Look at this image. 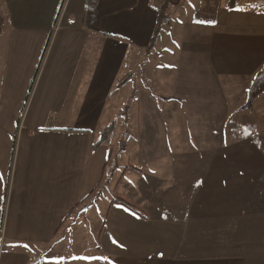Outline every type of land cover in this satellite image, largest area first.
Segmentation results:
<instances>
[{
  "label": "crops",
  "instance_id": "obj_1",
  "mask_svg": "<svg viewBox=\"0 0 264 264\" xmlns=\"http://www.w3.org/2000/svg\"><path fill=\"white\" fill-rule=\"evenodd\" d=\"M94 1L89 19L85 0H0V264H264L248 257L264 251V145L243 131L234 153L251 146L259 159L216 172L211 150L197 162L195 135L191 147L180 138V107L193 131L213 100L224 119L229 106L239 121L252 114L229 105L228 85L249 84L264 61V3L207 0L187 14L181 0L151 42L153 0ZM229 42L257 52L230 66ZM248 111L264 113V93Z\"/></svg>",
  "mask_w": 264,
  "mask_h": 264
},
{
  "label": "rangeland",
  "instance_id": "obj_2",
  "mask_svg": "<svg viewBox=\"0 0 264 264\" xmlns=\"http://www.w3.org/2000/svg\"><path fill=\"white\" fill-rule=\"evenodd\" d=\"M155 4H161L162 0H153ZM206 1L207 0H186V13L188 14L191 11V8L193 7H199V4L203 3L202 7L206 6ZM223 6V5H222ZM234 13L236 11H240V9H236L233 10ZM195 15H198L200 13V11H195L193 12ZM5 14V13H3ZM247 18L249 17V15L247 14L246 16ZM1 19L4 20L3 17H0ZM2 23L0 22V28H1ZM169 24H167L168 26ZM231 24H229L230 26ZM166 24H164V22L161 24V29L160 32H163L166 29ZM232 27V26H230ZM250 24L246 25V28H249ZM244 29V27H242ZM250 32V30H248ZM246 37V36H245ZM248 38V37H246ZM189 48L191 49H196L198 50L202 45L204 46V44L201 43H195L194 41L188 42L186 43ZM234 43H227L224 46L223 52L225 54V56L228 59L229 65L230 66H236L235 61H237L239 58V53L243 50H250L253 49L257 52L256 48L251 47V45H247L244 43H240L237 45H233ZM264 46V45H263ZM263 46L261 47V51L263 49ZM263 54L261 52H259V57L260 55ZM259 59V58H258ZM264 62V61H263ZM255 64V63H253ZM259 70V69H258ZM254 74V73H253ZM249 76H247V74L242 75L237 82L235 83H229V87H228V92L230 93H235L236 97L233 100H229V105L235 104V103H239L241 102V104L245 101V88L248 84V80H249ZM253 77V75H252ZM251 77V78H252ZM251 80V79H250ZM170 80H169V84H170ZM250 82V81H249ZM172 83V82H171ZM168 84V85H169ZM164 85H167L166 82L164 83ZM162 84V87H165ZM154 90H158L159 91V87H157L156 85H152ZM212 92L215 93L212 89ZM234 94V95H235ZM211 105V111L209 112L208 109V113L206 114V118L203 119V111H197V114H200L202 116V118L200 120H197L195 122V130L193 131V129L191 128V123L189 122V110L190 107H180V115L183 116L184 118L181 119L180 122V138L181 140H186V145H187V141L191 146H193V139L192 138H188V133H190L191 135H195L197 143L195 144V148H196V157H197V162L205 157V160H208L209 154H208V150L206 151V153L201 154L199 151L203 150V149H209L211 150V162L215 163V167H216V172L218 171V169L221 167V165H224L225 163H232L235 162L236 160H239L241 162H250V163H255L257 162V159H259V151L255 152V148L248 146L247 149L244 150V147L241 149L240 154L236 155V152L234 153V146H231V142H234V139H239L241 138L243 131L246 134H251L253 139L261 146L264 145V113L263 114H257L255 115L254 113H256V111H248L249 109H247L246 111H244V113L246 114L248 113H252V114H247L244 115L240 121L236 118H231V114L238 108L239 105L236 106H229L228 107V114H229V118L224 119L223 115L225 112V108L227 110V107L225 106H221L219 103H217L215 100L212 101ZM215 105H218L220 110L222 111V113L219 112L218 110V114L215 113L213 110V107ZM124 108V107H123ZM218 117L221 119L220 123H217L215 118ZM121 120H119L118 125L116 127V131L115 134L110 138V140H112V142L117 141V140H121L122 139V123H123V115H120ZM191 121V120H190ZM218 124V128H215V125ZM236 127H242L243 129L239 128V131L235 132V128ZM249 128V129H248ZM235 132V133H234ZM230 137V138H229ZM238 142V141H235ZM234 144V143H233ZM232 144V145H233ZM164 145L165 146H170L171 145V139L168 137L164 138ZM228 150V152H227ZM120 162V161H118ZM259 162H263L262 159H260ZM119 171H117L115 173V175H118ZM239 173H245L244 170H240ZM250 175H248L247 177H249ZM238 177L237 173H234L233 175H231L229 178H235ZM235 180H239V179H233L230 181H235ZM241 181H245L241 178ZM244 185H248V184H244ZM261 187H258V189H260ZM256 190V189H255ZM106 195H108L109 197L111 196L109 192L105 193ZM252 193L251 192H247V197L251 198ZM256 197H259L256 195ZM261 202L262 199H261ZM68 249V247H67ZM69 254H72V252L70 250H68ZM251 253H253L254 255L252 256H248V257H259V258H264V251H262L260 254H258L257 252L254 251H250Z\"/></svg>",
  "mask_w": 264,
  "mask_h": 264
},
{
  "label": "trees",
  "instance_id": "obj_3",
  "mask_svg": "<svg viewBox=\"0 0 264 264\" xmlns=\"http://www.w3.org/2000/svg\"><path fill=\"white\" fill-rule=\"evenodd\" d=\"M240 0H227V7L233 8ZM248 1H253L257 8L261 6L262 3H264V0H247L245 3H249ZM181 0H162L161 4H156L157 7V16H156V24L153 30V34L151 36V42L155 41V37L158 35L161 29V24L165 18V13H166V8L168 5H176L179 4ZM94 11H95V1L94 0H85V17L92 19L94 16ZM91 31L97 34L104 35L106 33L98 31L91 26L86 25ZM125 81V78L120 79L118 82L119 85H122L123 82ZM264 93V62L261 64V67L259 70H257L254 74L253 77L251 78L248 87L246 89L245 93V101L244 103L240 106L241 110H247L250 109L254 100L260 96L261 94ZM115 127V122L111 121L109 124H107L99 133L98 138L94 141L92 148L93 150H96L103 142L107 140V138L111 135ZM134 170L136 172H139V169L134 168L133 166H125L124 170ZM92 192V191H91ZM83 200V199H82ZM112 201L118 202L126 206L127 208L138 212L139 214L140 211L136 209L131 203L128 201L122 199V198H114ZM70 212L68 213V215ZM67 215V216H68Z\"/></svg>",
  "mask_w": 264,
  "mask_h": 264
},
{
  "label": "built area",
  "instance_id": "obj_4",
  "mask_svg": "<svg viewBox=\"0 0 264 264\" xmlns=\"http://www.w3.org/2000/svg\"><path fill=\"white\" fill-rule=\"evenodd\" d=\"M164 21H165V22H166V21H169V18L165 17V18H164Z\"/></svg>",
  "mask_w": 264,
  "mask_h": 264
},
{
  "label": "snow or ice",
  "instance_id": "obj_5",
  "mask_svg": "<svg viewBox=\"0 0 264 264\" xmlns=\"http://www.w3.org/2000/svg\"><path fill=\"white\" fill-rule=\"evenodd\" d=\"M25 247H27V245H25Z\"/></svg>",
  "mask_w": 264,
  "mask_h": 264
}]
</instances>
